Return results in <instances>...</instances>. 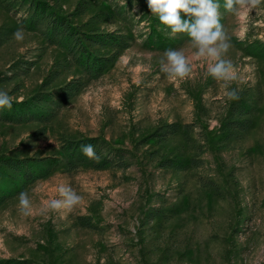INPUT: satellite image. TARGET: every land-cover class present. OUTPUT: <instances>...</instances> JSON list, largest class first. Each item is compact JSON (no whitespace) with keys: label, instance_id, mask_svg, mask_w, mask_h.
<instances>
[{"label":"rangeland","instance_id":"374dc122","mask_svg":"<svg viewBox=\"0 0 264 264\" xmlns=\"http://www.w3.org/2000/svg\"><path fill=\"white\" fill-rule=\"evenodd\" d=\"M48 2L79 32L129 45L92 78L46 42L43 26L28 28L26 4L0 0V90L13 97L11 109L0 108V157L55 161L33 163L42 177L32 183L13 175L0 183V264H264V4L242 20L221 9L232 36L230 87L254 111L248 131L222 141L224 82L205 79L202 60L184 79L160 71L162 53L189 38L171 37L147 0ZM83 45L98 57L115 52ZM70 84L80 87L66 95ZM169 124L189 126L190 140L149 139ZM90 138L99 139V160L69 166L64 145ZM175 158L195 164L161 166ZM61 185L82 199L49 210ZM25 190L27 217L17 207Z\"/></svg>","mask_w":264,"mask_h":264},{"label":"clouds","instance_id":"9594fccd","mask_svg":"<svg viewBox=\"0 0 264 264\" xmlns=\"http://www.w3.org/2000/svg\"><path fill=\"white\" fill-rule=\"evenodd\" d=\"M264 0H147L151 14L158 16L159 21L167 29L169 35L185 34L189 38L186 48L166 49L160 59V71L170 79H184L193 70V61L202 60L205 64L204 77L223 81L225 96L229 101L239 100V92L230 87L236 77L232 74L233 64L228 58L232 49V36L225 25L221 23L223 14L221 7L237 20L254 10H259ZM13 38L18 43L25 40L24 30L18 29ZM13 97L6 91L0 90V108L11 109ZM84 156L90 160H99L92 144L81 146ZM60 199H52L48 209L71 210L82 197L70 186L59 187ZM18 211L25 217L31 214L32 199L27 190L21 191L18 196Z\"/></svg>","mask_w":264,"mask_h":264},{"label":"trees","instance_id":"16d2710c","mask_svg":"<svg viewBox=\"0 0 264 264\" xmlns=\"http://www.w3.org/2000/svg\"><path fill=\"white\" fill-rule=\"evenodd\" d=\"M221 5L223 0H220ZM24 4L27 5V12L29 18L26 21L28 28L34 29L36 27L43 26L45 28V39L50 45H56L67 51V54L76 59L78 65L90 73L92 78H98L102 75L103 71L108 67L112 60L118 56L123 50L128 48L129 38L121 35L114 34H100L87 36L79 32L72 26L71 22L66 16H63L60 11L56 10L55 6H52L48 0H19L17 6L21 7ZM9 6V5H7ZM223 9V7H221ZM224 10V9H223ZM83 42H88L92 45H98L102 49L110 48L115 52L109 57H98L92 52L88 51ZM80 85L73 86L68 85L64 91L66 95H73L79 89ZM239 100L230 101L226 113L225 119L221 122L218 131L222 134L221 140L227 141L233 137L235 132H246L251 127L250 116L253 114V107L245 99L243 94H239ZM69 96L65 97L68 99ZM20 105L16 104L14 107ZM189 126L180 128L177 124H169L160 128L156 133L150 136L149 139H158L159 141H165L169 137L182 135L186 141L190 140L188 131ZM99 143L98 138L86 139L79 144H65L62 148V152L68 159V165L73 166L75 162L85 160V156L81 151V146L86 144H92L96 151V145ZM77 152L79 154H77ZM82 153V154H81ZM81 154V155H80ZM100 158V155L98 154ZM104 163H110L109 158ZM49 163L51 160L45 158L42 160H16L11 158L0 157V183L5 179L12 177L13 179L21 177L23 180L32 183L35 180L41 178L40 174H32L31 165L33 163ZM80 162V163H81ZM51 162V164H54ZM195 164V161H187L181 158H175L173 160H165L161 164L162 167L183 169L190 165ZM115 166H122V164H116ZM41 166H36V171L40 170Z\"/></svg>","mask_w":264,"mask_h":264}]
</instances>
